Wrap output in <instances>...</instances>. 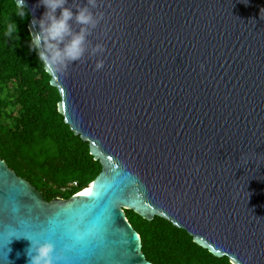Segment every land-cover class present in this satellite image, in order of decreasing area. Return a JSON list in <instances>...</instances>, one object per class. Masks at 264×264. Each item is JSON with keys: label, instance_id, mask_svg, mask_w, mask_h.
I'll return each instance as SVG.
<instances>
[{"label": "water", "instance_id": "95a60500", "mask_svg": "<svg viewBox=\"0 0 264 264\" xmlns=\"http://www.w3.org/2000/svg\"><path fill=\"white\" fill-rule=\"evenodd\" d=\"M25 3L32 34L46 8ZM97 10L88 40L105 52L46 71L102 171L93 190L47 201L0 158V264H28L29 239L53 243L56 264H153L125 210L171 221L232 264H264V0H104Z\"/></svg>", "mask_w": 264, "mask_h": 264}, {"label": "trees", "instance_id": "16d2710c", "mask_svg": "<svg viewBox=\"0 0 264 264\" xmlns=\"http://www.w3.org/2000/svg\"><path fill=\"white\" fill-rule=\"evenodd\" d=\"M14 4L15 0H0V158L35 185L47 201L69 199L88 188L103 167L91 154L89 143L72 131L59 112L60 92L30 49L28 9L25 19L10 16L20 39L3 37L5 17ZM73 182L78 186L68 189ZM125 211L153 264H232L165 218L148 221L132 210Z\"/></svg>", "mask_w": 264, "mask_h": 264}, {"label": "clouds", "instance_id": "9594fccd", "mask_svg": "<svg viewBox=\"0 0 264 264\" xmlns=\"http://www.w3.org/2000/svg\"><path fill=\"white\" fill-rule=\"evenodd\" d=\"M103 2L104 0H87L85 6H76L74 13L72 9L65 6L67 0H40V4L46 8V11L39 20L33 19L32 21L34 26L38 25L39 31L31 34L30 49L36 52L46 69L51 68L63 74L74 62H82L85 53L90 57H99L105 52L103 44H92L88 40L93 30L104 19V13L97 10ZM57 9H60L59 16L56 14ZM13 14L21 19L27 17L25 0H15L13 11L5 17L3 25V37L19 40V28L10 19ZM73 19L81 26L78 32L72 30L70 21ZM103 67L104 60L98 58L95 70ZM241 158L247 162L243 154ZM8 235L15 236L12 232ZM29 240L31 246L26 250L29 257L28 264H56L61 259L60 255H53L55 248L53 243Z\"/></svg>", "mask_w": 264, "mask_h": 264}, {"label": "built area", "instance_id": "2783aa9c", "mask_svg": "<svg viewBox=\"0 0 264 264\" xmlns=\"http://www.w3.org/2000/svg\"><path fill=\"white\" fill-rule=\"evenodd\" d=\"M78 183L77 182H73L72 184H70L68 189H71L72 187H77Z\"/></svg>", "mask_w": 264, "mask_h": 264}, {"label": "bare ground", "instance_id": "6f19581e", "mask_svg": "<svg viewBox=\"0 0 264 264\" xmlns=\"http://www.w3.org/2000/svg\"><path fill=\"white\" fill-rule=\"evenodd\" d=\"M91 190H93V186H89L88 188H86L83 192H85V191H91Z\"/></svg>", "mask_w": 264, "mask_h": 264}]
</instances>
